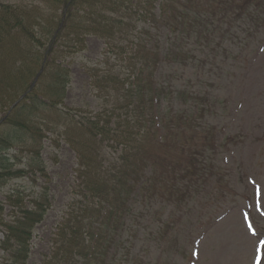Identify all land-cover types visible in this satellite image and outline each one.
Segmentation results:
<instances>
[{
    "label": "trees",
    "instance_id": "16d2710c",
    "mask_svg": "<svg viewBox=\"0 0 264 264\" xmlns=\"http://www.w3.org/2000/svg\"><path fill=\"white\" fill-rule=\"evenodd\" d=\"M49 3L58 11L44 15L35 4L0 5V54H9L4 69L10 73L15 66L11 40L23 38L36 48L48 45L46 56L38 60L40 67L35 77L42 73L35 86L24 90L21 100L12 103L0 122V183L21 178L24 173L10 169L8 152L12 148L22 147L27 141L41 143L42 135L37 134L41 131L55 135L71 131L75 143L70 137L67 141L73 142L77 152L81 195L86 203L82 204L85 205L82 215L72 216L61 225L44 264H108L109 251L116 244L115 233L130 212L136 188L142 201L167 199L180 207L191 196V188L213 176L211 167L205 163L215 143L207 128L195 130L196 105L171 111L170 119L162 111L159 116L154 115L160 102L167 98L168 90L172 94L166 83L157 81L160 66L181 63L187 56L184 50L188 42L192 46L189 55L197 47L214 54L213 40L223 24L232 28L239 19L248 21L245 26L250 21H264V0H50ZM140 24L149 25L139 29ZM158 28L168 31L170 36L163 48L157 41L147 39ZM88 36L98 37L105 44V61L100 64L106 68L95 65L88 70L91 87L100 95L112 96L113 101L106 106L110 110L102 115L75 121L69 112L60 109L70 83L69 69L56 65L53 56L63 51L68 56L83 51ZM50 56L55 60L47 59ZM111 58L112 62H121L122 68L109 66ZM37 86V90L44 87L43 99L35 93ZM183 96L187 99L183 106L196 101L192 94ZM198 110L203 115V109ZM67 119L76 131L67 129ZM160 131L164 133L162 137L158 135ZM103 145H113L116 156L112 158L103 149L98 150ZM40 147L29 150L37 155ZM44 195L45 192L39 195L31 209L21 207L8 221L2 217L4 210L0 208L4 264H26L33 231L46 213ZM11 200L6 199L7 204L14 207L19 204Z\"/></svg>",
    "mask_w": 264,
    "mask_h": 264
},
{
    "label": "rangeland",
    "instance_id": "374dc122",
    "mask_svg": "<svg viewBox=\"0 0 264 264\" xmlns=\"http://www.w3.org/2000/svg\"><path fill=\"white\" fill-rule=\"evenodd\" d=\"M44 2L0 0V5L35 4L44 15L58 11L50 0ZM147 26L140 24L139 29ZM227 28L223 25L214 38V54L207 50L201 52L197 47L189 55L188 49L192 46L188 42L184 52L189 58L185 56L175 66L161 65L157 72V81L166 83L172 94L168 90L167 98L160 102L157 112L154 111L155 117L162 111L169 114L167 119H170L171 111L196 105L195 130L207 128L215 143L205 163L212 169V178L205 177L191 188V196L180 207L167 199L142 201L136 188L130 212L120 223V231L115 233L116 244L109 251L108 264H264V24L251 27L248 40L242 38L247 32L242 22L235 25L232 36L224 37ZM147 39L157 41L163 48L170 36L168 31L158 28L151 31ZM11 43L15 66L10 68V73L3 68L9 54H0V121L7 116L12 103L34 82L40 67L38 60L44 59L48 46L45 43L36 48L23 38ZM104 47L101 39L88 36L83 51L69 56L63 51L53 56L56 65L69 69L70 83L60 109L69 112L75 121L110 110L106 106L113 101L112 96L105 97L92 89L88 74L95 65L106 68L100 64L105 61ZM19 49L22 50L16 53ZM53 57L47 59L55 60ZM109 61V66L115 64L122 68L121 62H112L113 58ZM37 89L38 86L36 95L43 99L44 87ZM184 94H192L196 101L183 106L187 100ZM199 108L203 109L201 116ZM65 123L67 129L77 130L69 119ZM37 128L41 129L39 124ZM37 134L42 135L41 143L27 141L8 152L10 169L24 171L22 177L0 183V208L7 221L13 214L17 215L21 207L31 209L45 192L46 213L33 231L26 264H44L61 225L72 216L82 215L81 209L85 206L82 204L86 203L81 195L73 133L66 130L65 135L42 131ZM158 135L162 137L164 133L160 131ZM67 137L72 139V145ZM38 146L41 147L37 155L29 150ZM99 149L112 158L117 154L113 145ZM8 198L13 204L15 201L19 204L16 207L7 204ZM2 239L3 229L0 228V242ZM4 261L5 255L0 249V264Z\"/></svg>",
    "mask_w": 264,
    "mask_h": 264
}]
</instances>
